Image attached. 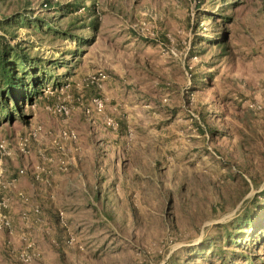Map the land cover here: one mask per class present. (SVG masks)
<instances>
[{"label": "rangeland", "instance_id": "rangeland-1", "mask_svg": "<svg viewBox=\"0 0 264 264\" xmlns=\"http://www.w3.org/2000/svg\"><path fill=\"white\" fill-rule=\"evenodd\" d=\"M0 36L43 73L20 113L11 99L12 116L0 107L12 144L42 127L29 154L1 164V181L17 180L1 192L26 181V210L40 208L26 219L37 253L26 264H222L230 250L229 264H264V227L259 237L247 224L238 247L221 238L264 190V0H0ZM98 73L100 86L77 88ZM61 102L67 117L47 109ZM63 129L76 141L55 144ZM39 151L51 161L36 178ZM15 202L0 264H22L20 248L1 249L19 226Z\"/></svg>", "mask_w": 264, "mask_h": 264}, {"label": "trees", "instance_id": "trees-1", "mask_svg": "<svg viewBox=\"0 0 264 264\" xmlns=\"http://www.w3.org/2000/svg\"><path fill=\"white\" fill-rule=\"evenodd\" d=\"M207 18L213 17L207 16ZM202 41L200 40L199 43ZM205 43L206 46L216 45L220 56L224 57L228 55L227 45L224 40H214ZM36 60L26 49L21 48L19 44L10 45L6 39L0 36V107H3L7 111L6 117L12 116L8 106L10 99L13 109L20 113L22 110L20 104H23L25 101L29 104L32 103L35 95L38 93L43 73L41 75L38 74L40 67L38 65L41 63V60L35 62ZM209 130L211 133H215L214 129ZM259 195H264V190H261L253 198V204L244 210L241 217L232 219L230 222L221 225L223 229L221 238L226 243L227 248L232 245L234 247L240 245V235L246 234L245 228L247 224H250L251 229L255 230V234L261 237V229L264 227V222L259 221L255 226L252 224L255 219L253 213L259 211L262 207V204L259 202L260 200L257 201V199L261 198ZM261 199H264V197ZM205 248L211 252L215 251L211 243L201 249L204 250ZM217 250L222 252L220 247ZM225 253L220 254V261L222 264H229L230 256L232 257L236 252L235 250H230L227 254ZM246 259L249 258L247 257ZM173 264H179V262L174 261Z\"/></svg>", "mask_w": 264, "mask_h": 264}, {"label": "built area", "instance_id": "built-area-1", "mask_svg": "<svg viewBox=\"0 0 264 264\" xmlns=\"http://www.w3.org/2000/svg\"><path fill=\"white\" fill-rule=\"evenodd\" d=\"M102 77H104L102 73H98L96 75L90 76L82 82L81 86L77 88L80 89L81 87H88L92 85L100 86V81L102 80ZM65 86H67V84ZM81 99H82L81 96H78L75 98L77 102L82 103ZM88 104L91 105L92 108H94L97 112H101L103 110V101L98 96L90 97ZM47 109L52 114L59 115V116H66V117L69 116L71 112V106L68 105V103H62V102L55 103L51 106H48ZM85 111L89 112L90 108L87 106L85 108ZM106 123L109 126L115 127V123L110 119H107ZM41 134H42V127L40 125H36V126L28 127L26 133L18 139L16 144H12L10 141L0 138V175L2 171V168H1L2 160L4 158H13L16 153L23 154V155L29 154L31 142L33 140H37ZM57 137L58 138L56 140L54 139L55 144L58 143L60 139L70 140L73 142H75L77 139V135L75 131L70 130V129L60 130L57 134ZM38 154L40 158L42 159V161L41 163L38 162L34 166L33 173L35 174L36 178H39L40 174L45 170V167L43 166L42 163H44L45 161L47 162L51 161V158H47L43 154V152L39 151ZM64 163L65 162L63 160H59V162H57L56 168L63 169ZM24 171L25 170L21 168L18 170V173H24ZM16 181L17 180L15 178H12L8 180L6 183H3L0 179V230L6 229L10 233L12 232V222L10 219V215L8 213V209L11 203V197L10 195L7 194V191L1 192V190L5 189L6 187L8 189L11 187L14 188L16 186ZM17 196L21 202L26 203L27 198H26L25 193H23L22 191H19ZM30 213L34 215L39 214L40 213L39 206L34 205L28 210L22 209L20 211L19 216L21 220L26 221ZM20 239H21L20 241L22 242V247L17 252V259L22 264H26L30 262L33 259V257L37 255V253H35L34 251H30L29 247H31V243L26 244V240H27L26 233H22L20 236Z\"/></svg>", "mask_w": 264, "mask_h": 264}, {"label": "crops", "instance_id": "crops-1", "mask_svg": "<svg viewBox=\"0 0 264 264\" xmlns=\"http://www.w3.org/2000/svg\"><path fill=\"white\" fill-rule=\"evenodd\" d=\"M26 189V181H18L17 183V188L18 190H21L23 191L25 194H26V190H24V188ZM12 193V192H11ZM10 197H11V203H10V206H9V209H8V213L9 215L12 216L13 220H14V213L16 212V208L14 207V203L16 204V200L19 201V204H18V214L20 213V211L22 209H26V203H23L19 200V198L17 197L16 193H12L10 194ZM23 203V204H22ZM20 217V216H19ZM17 218L18 221H19V226L18 228H16V224L15 222L13 223V227L15 229L14 231V234L15 235H9L7 234L6 232L3 233L4 237H3V241H2V244H3V247H1V249L5 252V254L7 255H10L12 254V251L14 250L13 248H21L22 247V242L19 240V236H18V233L20 232H25L26 231V221H23L21 220V218ZM4 232V231H3ZM5 248V249H4Z\"/></svg>", "mask_w": 264, "mask_h": 264}]
</instances>
